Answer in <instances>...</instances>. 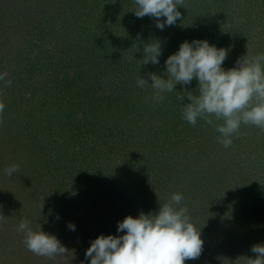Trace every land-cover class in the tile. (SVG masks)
I'll return each instance as SVG.
<instances>
[{
    "label": "rangeland",
    "instance_id": "rangeland-1",
    "mask_svg": "<svg viewBox=\"0 0 264 264\" xmlns=\"http://www.w3.org/2000/svg\"><path fill=\"white\" fill-rule=\"evenodd\" d=\"M185 4L161 31L131 12L133 0H0V74L12 81H0V264H90L92 241L126 234L118 222L157 214L173 193L184 196L204 241L185 264L256 259L251 248L264 245L260 133L251 143L258 127L242 124L225 148L215 130L222 120L193 127L182 118L187 93L199 94L196 79L155 102L147 74L167 79L165 61L184 41L225 49V71L264 53V0ZM154 42L159 64L141 65ZM140 76L149 86H136ZM13 164L19 170L8 177ZM23 219L66 254L28 251L17 231Z\"/></svg>",
    "mask_w": 264,
    "mask_h": 264
},
{
    "label": "clouds",
    "instance_id": "clouds-1",
    "mask_svg": "<svg viewBox=\"0 0 264 264\" xmlns=\"http://www.w3.org/2000/svg\"><path fill=\"white\" fill-rule=\"evenodd\" d=\"M137 18L148 16L155 19L156 27L163 31L167 26H174L181 19L178 7L186 8L185 0H133ZM161 18H166L161 22ZM162 48L159 42L144 47L141 65L159 64ZM228 52L216 48L207 41H184L179 50L165 61L167 79L154 73H148L154 90L152 99L161 102L164 93L174 91L176 85L186 86L196 79L198 95L187 93L191 102L183 108L182 118L193 127L198 119L207 124L215 120L223 121L216 126L220 133L218 142L223 147L232 145V137L239 132L241 125L256 126L264 131V53L249 57L246 55L237 61V67L227 71L222 67ZM7 73L0 74V81H5ZM12 81L6 80L5 86ZM141 89L149 86L141 78L136 81ZM180 93L176 101H182ZM6 104L0 100V124ZM19 170L13 164L4 169L5 175L11 177ZM184 196L173 193L165 204L160 206L157 214L138 218L127 216L118 222L117 232L126 233L122 236L100 235L91 242L85 252V259L90 264H185V261L198 259L203 252L204 241L201 229L198 230L188 215V208L183 205ZM6 217L0 215V221ZM71 231L76 230L75 224L67 225ZM18 232L25 233L23 243L28 251L37 256L54 259L66 254L67 249L54 236L41 231H33L29 221H20ZM251 251L257 254L256 259H248V264H264V245H254Z\"/></svg>",
    "mask_w": 264,
    "mask_h": 264
},
{
    "label": "trees",
    "instance_id": "trees-1",
    "mask_svg": "<svg viewBox=\"0 0 264 264\" xmlns=\"http://www.w3.org/2000/svg\"><path fill=\"white\" fill-rule=\"evenodd\" d=\"M257 21H262L263 22V18H262V16L261 17H259L258 19H257ZM259 130H257V131H252V134H253V136H254V138L251 140L252 142L251 143H254L253 141H255L254 139L255 138H257V137H259L258 136V134L260 135V143L259 142H257V143H255L254 145H260V147H262V148H264V131H261V129L260 128H258ZM248 131H251V130H248ZM262 133V134H261ZM254 145H253V147H254ZM260 168L261 169H263L264 168V155H263V157H262V164H260Z\"/></svg>",
    "mask_w": 264,
    "mask_h": 264
}]
</instances>
